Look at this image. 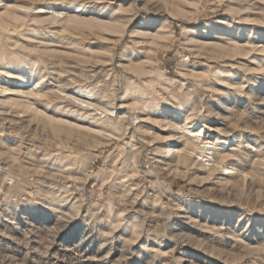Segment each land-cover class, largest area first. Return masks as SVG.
<instances>
[{
    "label": "rangeland",
    "instance_id": "1",
    "mask_svg": "<svg viewBox=\"0 0 264 264\" xmlns=\"http://www.w3.org/2000/svg\"><path fill=\"white\" fill-rule=\"evenodd\" d=\"M0 264H264V0H0Z\"/></svg>",
    "mask_w": 264,
    "mask_h": 264
},
{
    "label": "bare ground",
    "instance_id": "2",
    "mask_svg": "<svg viewBox=\"0 0 264 264\" xmlns=\"http://www.w3.org/2000/svg\"><path fill=\"white\" fill-rule=\"evenodd\" d=\"M75 94L78 96L88 97L90 95V92L88 90H77V91H75ZM182 129L187 130L189 133H191L190 137H192L194 139L200 138L202 133H203V130L198 128V127L193 128V129L182 127ZM211 145H212V143L209 141L204 142L203 145L201 147H199L200 151L198 153L199 156H201L200 158L203 159L204 162H207L208 164L213 162V156L211 155L212 153L209 152V150H208ZM221 147L224 148L223 143L219 144V148H216V149H221ZM173 148H174L173 146H169L167 148V150L171 151ZM221 168L226 172V174H229L231 172V170H233L235 167H233V165H228V164L222 163Z\"/></svg>",
    "mask_w": 264,
    "mask_h": 264
}]
</instances>
